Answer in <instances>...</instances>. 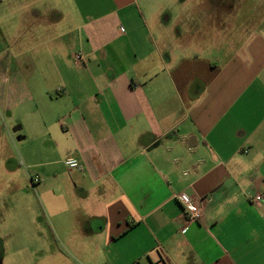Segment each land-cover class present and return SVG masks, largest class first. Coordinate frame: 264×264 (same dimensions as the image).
Returning <instances> with one entry per match:
<instances>
[{"label":"crops","instance_id":"crops-1","mask_svg":"<svg viewBox=\"0 0 264 264\" xmlns=\"http://www.w3.org/2000/svg\"><path fill=\"white\" fill-rule=\"evenodd\" d=\"M85 1L0 0L3 43L17 46L0 57V264L22 257L5 249L9 212L25 228L35 207L28 187L10 186L11 104L33 115L35 152L54 166L36 164L29 222L39 241L45 214L54 259L264 264V14H241L240 30L239 14H182L175 29L172 15L143 14L137 0H109L99 14H85ZM30 67L44 74L26 77ZM179 193L202 207L201 222L185 221Z\"/></svg>","mask_w":264,"mask_h":264},{"label":"rangeland","instance_id":"rangeland-1","mask_svg":"<svg viewBox=\"0 0 264 264\" xmlns=\"http://www.w3.org/2000/svg\"><path fill=\"white\" fill-rule=\"evenodd\" d=\"M144 1L145 0H137L143 14L155 13L172 15L174 21H171L170 27L175 29V19L182 14H239L232 20V27L235 30H240L241 28V14H264V5L260 4V6H258L257 0H246V2H244L243 0H210L211 7H208V5H200L201 2L202 4H205L206 0H148L147 8L146 6L144 7V4L142 3ZM229 3H232L233 5L232 11H230ZM77 6L79 8H82L80 4H77ZM109 7H111L109 0H86L85 14L103 13L108 11ZM133 10L135 11V7H133ZM28 38L29 39H26V47L32 50H29L27 52V55H33L36 53L35 50L37 49L35 48V46L37 45V43L33 40V38H30L29 36ZM7 47H10L11 49L6 50ZM3 51L5 52L3 53ZM16 54L17 46L14 47L12 42H10L9 44L3 43L0 29V57L2 56L9 59L13 56H16ZM26 69V77L34 76L35 71L37 70L39 71L38 74H44L40 71L41 68L30 67ZM46 74L50 75V69L46 71ZM27 86H29V84H27ZM3 87L4 85L0 82V93ZM12 89L13 88L11 87V90ZM13 91L10 92V99H12V97H15L13 95ZM11 106L12 107L10 108L9 114L4 115L3 119L4 123H6V128L3 131L4 150L7 149L6 153L10 160V166L8 167V169L15 175V179H12L11 177L10 186L11 188H23L24 186L28 187L30 189V193H26L25 203L35 205V207H31L30 211H26L25 228L18 223L21 221V219L17 216V211L9 212V235L7 236L5 249L7 252L9 250L17 251V253L21 252L20 255H22V257H19L20 259H18L15 256L14 258H6L1 260L4 261V264H77V260L74 258L67 259L66 256L59 255L58 259H54L53 256H51V252L59 245L58 243H56L52 225L47 220L43 212L36 216V225L40 227L39 241L38 238H35L34 236V234L36 236L38 235L37 229H34L33 226L29 225V222L33 219V210H36L37 214V209L39 208L37 196L33 191L35 187L39 186V183L34 185L32 182H30L29 179L30 177L33 178L36 174H38V168L36 167V164H41L43 169L48 168L50 171L54 166L47 165L48 161H50L51 159H44L41 156H38V154L35 152L34 141L39 136L40 130L35 128V126L32 124L33 115L28 114V112L25 111L26 107L24 106L21 108H18V106L16 105L13 106L12 104ZM17 126H20V129L13 132V129ZM24 136L25 139L20 138ZM18 138L20 139L18 140ZM5 144L7 146H5ZM16 201V199L11 198L9 203L11 206H14L13 203H15ZM18 228H21L25 231V240L21 236ZM23 247L25 248L23 249Z\"/></svg>","mask_w":264,"mask_h":264},{"label":"built area","instance_id":"built-area-1","mask_svg":"<svg viewBox=\"0 0 264 264\" xmlns=\"http://www.w3.org/2000/svg\"><path fill=\"white\" fill-rule=\"evenodd\" d=\"M74 64L77 66L80 63L83 62L84 56L81 53L74 54L73 56ZM64 165L71 170H80L81 165L78 163L77 160L73 158H66L64 160ZM31 182L33 184L39 182V178L37 176H34L31 179ZM174 198L178 201V203L181 205L183 210L184 219L186 222H201L203 219L204 211L202 207L195 203L191 197L184 193H179L174 196ZM251 202L255 205H259L262 201V196L260 194L254 195L251 199Z\"/></svg>","mask_w":264,"mask_h":264},{"label":"water","instance_id":"water-1","mask_svg":"<svg viewBox=\"0 0 264 264\" xmlns=\"http://www.w3.org/2000/svg\"><path fill=\"white\" fill-rule=\"evenodd\" d=\"M20 129V127L19 126H17V127H15L14 129H13V132H15V131H17V130H19ZM20 138H18V140H19Z\"/></svg>","mask_w":264,"mask_h":264}]
</instances>
